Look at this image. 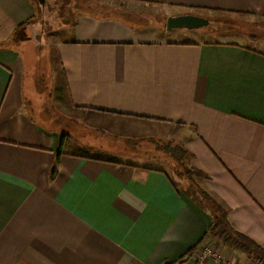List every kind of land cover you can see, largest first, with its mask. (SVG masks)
<instances>
[{"label":"crops","instance_id":"1","mask_svg":"<svg viewBox=\"0 0 264 264\" xmlns=\"http://www.w3.org/2000/svg\"><path fill=\"white\" fill-rule=\"evenodd\" d=\"M69 7L44 97L12 47L38 6L0 0V264H197L205 245L256 264L203 238L216 203L264 248V0ZM181 15L210 24L175 34Z\"/></svg>","mask_w":264,"mask_h":264},{"label":"rangeland","instance_id":"2","mask_svg":"<svg viewBox=\"0 0 264 264\" xmlns=\"http://www.w3.org/2000/svg\"><path fill=\"white\" fill-rule=\"evenodd\" d=\"M35 1V0H34ZM77 0H47L45 6L39 5L37 1H35L38 6V13L36 18L33 20L32 28H26L21 34L15 36V40L17 42H13V46L17 52L22 50L26 52V59L24 58V54L20 56L23 59V62L26 63V68L23 69V73H25V83L26 88H31L34 84H39L41 87H44V97L49 91L52 90L53 85L58 82L55 78L56 70L54 67L53 59L50 57V46L47 43V39L49 38L50 30L55 29L58 25L67 22L70 20V14L61 15L59 12V8L65 6H69V4L75 3ZM175 34H189L188 32L182 33L180 30H175ZM47 38V39H45ZM204 39L208 41L216 40L218 36L216 34L204 35ZM34 51V52H33ZM30 52L37 54H29ZM42 57V58H41ZM24 67V66H23ZM56 72V73H55ZM58 84V83H57ZM171 133H166L169 135ZM162 141V140H161ZM161 141L158 142V145L152 144L156 154L163 155L166 148L165 145H162ZM164 141V140H163ZM167 149V148H166ZM181 163H183L181 161ZM161 168L170 172L171 176L177 181V177L175 174L179 171V168L175 167V171L169 170V165H159ZM192 173L191 171H189ZM180 182V180H178ZM181 184V183H180Z\"/></svg>","mask_w":264,"mask_h":264},{"label":"trees","instance_id":"3","mask_svg":"<svg viewBox=\"0 0 264 264\" xmlns=\"http://www.w3.org/2000/svg\"><path fill=\"white\" fill-rule=\"evenodd\" d=\"M69 8V6L64 5L59 8V12L62 13L61 15H66L69 13ZM8 46V44L0 43V47ZM182 154V159H185V152L182 151ZM189 171L190 170L187 171L181 168L177 174L181 178L191 176L192 173L197 177L201 176V174L195 170L191 171L192 173ZM202 198L204 200L208 199L205 194H202ZM213 209L212 221L207 234L203 238V241H217L224 247L240 251L256 264H264V248L246 234L235 229L229 220L227 211L223 207L213 203ZM195 250L196 248L191 250L189 254H192Z\"/></svg>","mask_w":264,"mask_h":264},{"label":"water","instance_id":"4","mask_svg":"<svg viewBox=\"0 0 264 264\" xmlns=\"http://www.w3.org/2000/svg\"><path fill=\"white\" fill-rule=\"evenodd\" d=\"M41 6H45L47 0H35ZM210 22L202 17L195 15H181L176 17H170L167 20V29H179V30H199L204 26H208Z\"/></svg>","mask_w":264,"mask_h":264},{"label":"built area","instance_id":"5","mask_svg":"<svg viewBox=\"0 0 264 264\" xmlns=\"http://www.w3.org/2000/svg\"><path fill=\"white\" fill-rule=\"evenodd\" d=\"M197 260H204L206 258L211 259L215 264H231L228 261L222 259L219 256V253L215 252L212 247H210L209 245H205L202 250L200 251L199 254H197ZM200 261V262H201ZM200 262H198L197 264H200Z\"/></svg>","mask_w":264,"mask_h":264}]
</instances>
